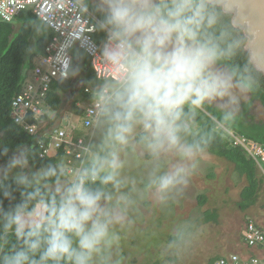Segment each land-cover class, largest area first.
I'll list each match as a JSON object with an SVG mask.
<instances>
[{"label":"clouds","instance_id":"9594fccd","mask_svg":"<svg viewBox=\"0 0 264 264\" xmlns=\"http://www.w3.org/2000/svg\"><path fill=\"white\" fill-rule=\"evenodd\" d=\"M218 2L99 0L105 63L118 69L95 94L99 142L85 149V164L45 212L28 207L33 193L26 192L2 213L4 228L23 244L0 264H116L121 233L132 229L141 206L165 205L188 185L208 144L193 131L197 110L225 101L223 119L234 120L256 85L250 63H229L242 41L222 23ZM25 163L22 151L14 154L0 176ZM55 172L30 179L20 171L14 182L28 188ZM183 240L180 230L169 248Z\"/></svg>","mask_w":264,"mask_h":264},{"label":"trees","instance_id":"16d2710c","mask_svg":"<svg viewBox=\"0 0 264 264\" xmlns=\"http://www.w3.org/2000/svg\"><path fill=\"white\" fill-rule=\"evenodd\" d=\"M221 21L227 25V18L221 15ZM16 23L20 27L16 29ZM40 27L44 30H40ZM241 40L242 35L233 31ZM37 34V35H36ZM52 32L31 12H23L13 22H4L0 19V162L8 161L12 153L23 151L25 157L36 169H58L60 166V156L47 157L41 159L37 142L42 132L31 135L20 125L16 124L12 116V100L19 92L28 72L35 67L37 58L45 52ZM232 65H244L245 59L243 54L238 51L237 55L229 62ZM88 68L87 81L82 88L84 98H89L91 94L85 93V89L92 88L97 91L99 87L104 86L108 81L98 80L94 75L90 59L86 54L75 50L73 54V68L70 79L57 82L53 85L52 91L48 98L50 111L55 112L53 116L44 115L47 127L58 126L62 122V107L64 101L62 94L69 93L73 75L82 72ZM256 85L249 93L250 101L245 105L244 112L240 116H235L234 120H224L223 113L205 104L197 110L195 120L193 121V131L197 133V138L203 135L208 144L204 150L217 157H221L231 162L235 170L247 179L248 185L241 191V207L246 210L257 205L260 197L264 176L261 174L257 164L250 159L246 153L240 149H230L228 142L221 131L217 130L210 116L216 118L228 128L247 136L259 143L264 144V122L246 123L244 116L248 114L251 103H261L264 109V82L254 74ZM74 95L71 94L70 97ZM83 109L78 110L77 115L81 116ZM31 122H34L32 119ZM6 150V151H5ZM68 174L66 172H55L51 176L41 178L45 184H55ZM0 258L10 255L14 250L22 246L23 241L17 237L14 230L5 229L6 220L2 213L12 210L22 199L26 192L33 193L29 208H34L35 212L39 205H45L46 210L51 199L57 196L53 191L36 184L26 188L14 182V178H4L0 181ZM8 191L9 196H3V192ZM206 198L202 197L201 204L205 203ZM43 212H39L42 214ZM216 221L217 215L207 212L206 221ZM251 221L248 220L247 223ZM253 221V220H252ZM256 223V222H255ZM257 224V223H256ZM259 225V224H257ZM264 229V224L259 225ZM243 235V234H242ZM244 256H253L255 250L246 246L245 235H243ZM226 257L221 255L212 259L210 264H217L220 258ZM59 264H70L67 260H62Z\"/></svg>","mask_w":264,"mask_h":264},{"label":"rangeland","instance_id":"374dc122","mask_svg":"<svg viewBox=\"0 0 264 264\" xmlns=\"http://www.w3.org/2000/svg\"><path fill=\"white\" fill-rule=\"evenodd\" d=\"M80 1L98 21L101 19L98 10L99 0ZM19 27L20 23H16L17 30ZM40 30L44 28L40 27ZM81 94L79 93L75 99L70 97V93L62 94L64 101L62 115L71 112L66 118L80 127V132L91 137V145L96 144L100 138L98 128L94 125L84 129L83 120L77 115L78 110H82V106L90 104V101L80 100ZM249 101L248 94L237 106L236 116L244 112L245 105ZM78 102L81 107L77 106ZM223 103L225 101L218 100L208 105L223 113L221 109ZM262 111L264 109L258 102L251 103L244 121L264 122V116L260 114ZM54 113L50 111L49 115L52 116ZM1 134L0 132V136ZM19 152L21 151L13 155ZM24 159L26 163L22 169H13L7 176H0V181L4 178H14L20 171L31 179L33 175L42 171L31 165L25 155ZM7 162H0V169H3ZM62 171L63 169H56V172ZM261 174L264 176L262 172ZM34 184L55 192L61 187L60 185H63V183L45 184L41 179ZM247 185V179L235 170L231 162L204 150L188 185L182 186L173 199L162 206L150 202L141 206L139 213L135 215L132 229L121 233L120 247L113 254L114 261L116 264H210L212 259L221 255L244 252L243 235H245L246 222L253 220L259 225L264 224V182L257 205L244 210L240 205L241 191ZM202 197L206 198L203 204H201ZM207 212L216 214L217 220L206 221ZM180 230L184 233L183 242L178 248H169V244L176 240V233Z\"/></svg>","mask_w":264,"mask_h":264},{"label":"built area","instance_id":"2783aa9c","mask_svg":"<svg viewBox=\"0 0 264 264\" xmlns=\"http://www.w3.org/2000/svg\"><path fill=\"white\" fill-rule=\"evenodd\" d=\"M23 12H31L51 32L45 52L31 69L21 89L12 100V116L16 124L29 134L42 132L37 147L39 157L60 156L63 171L72 176L86 162L85 149L91 145V137L80 132L74 122L52 128L47 127L44 115H49L48 98L55 83L68 80L72 74L73 54L79 50L90 59L94 75L98 80H115L118 69L105 63L104 44L106 33L99 27L95 15L80 0H0V19L13 22ZM99 87L98 89H100ZM92 88L90 104L83 107L82 127L95 125V94ZM88 98L81 97V100ZM77 106L80 105L77 103ZM51 117V116H50ZM217 130L225 136L230 149H240L252 159L264 174V144L228 128L210 116ZM34 122H31V120ZM245 244L255 250L253 256L233 253L220 258L217 264H264V229L254 221L245 227Z\"/></svg>","mask_w":264,"mask_h":264},{"label":"water","instance_id":"95a60500","mask_svg":"<svg viewBox=\"0 0 264 264\" xmlns=\"http://www.w3.org/2000/svg\"><path fill=\"white\" fill-rule=\"evenodd\" d=\"M218 8L227 18V25L242 35L240 52L245 64L250 63L254 74L264 82V0H219ZM87 73L85 68L73 75L69 90L74 95L72 99L82 91ZM62 124L67 125V120H62Z\"/></svg>","mask_w":264,"mask_h":264},{"label":"crops","instance_id":"0c3cea01","mask_svg":"<svg viewBox=\"0 0 264 264\" xmlns=\"http://www.w3.org/2000/svg\"><path fill=\"white\" fill-rule=\"evenodd\" d=\"M93 95L91 94V96L88 98V99H85L84 101H92V97ZM82 97V96H81ZM80 100H81V98H80ZM83 100V99H82ZM81 100V101H82ZM78 104L80 105V107H81V104L78 102ZM213 108V107H212ZM215 109V108H214ZM218 110V109H217ZM68 113H71V112H67V113H65L64 115H63V118H62V120H67V122H73L71 119L69 120V119H67L66 118V115L68 114ZM73 114V113H72ZM53 116V115H52ZM208 152V151H207ZM209 153V152H208ZM13 155V153L11 154V156ZM10 156V157H11ZM9 157V158H10ZM59 168L62 170L63 169V167L60 165L59 166ZM40 170H43V169H39V171ZM64 170V169H63ZM62 172H64V171H62ZM72 177L69 175V176H67V177H65L63 180H61V181H59V182H57V183H63V184H65L67 181H69L70 179H71ZM57 183H55V184H57ZM60 186H62V185H60ZM54 193H56L57 195H58V193H57V191L55 192V191H53ZM37 210H38V212H36V214H38L39 212H45L46 211V207H45V205H39L38 206V208H37Z\"/></svg>","mask_w":264,"mask_h":264},{"label":"flooded vegetation","instance_id":"af4514ba","mask_svg":"<svg viewBox=\"0 0 264 264\" xmlns=\"http://www.w3.org/2000/svg\"><path fill=\"white\" fill-rule=\"evenodd\" d=\"M261 116H264V111L260 112Z\"/></svg>","mask_w":264,"mask_h":264},{"label":"bare ground","instance_id":"6f19581e","mask_svg":"<svg viewBox=\"0 0 264 264\" xmlns=\"http://www.w3.org/2000/svg\"><path fill=\"white\" fill-rule=\"evenodd\" d=\"M49 101V100H48Z\"/></svg>","mask_w":264,"mask_h":264}]
</instances>
